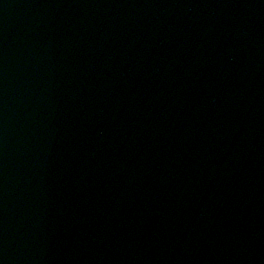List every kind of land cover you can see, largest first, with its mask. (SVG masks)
<instances>
[{
	"label": "water",
	"instance_id": "obj_1",
	"mask_svg": "<svg viewBox=\"0 0 264 264\" xmlns=\"http://www.w3.org/2000/svg\"><path fill=\"white\" fill-rule=\"evenodd\" d=\"M0 264H264V0H0Z\"/></svg>",
	"mask_w": 264,
	"mask_h": 264
}]
</instances>
